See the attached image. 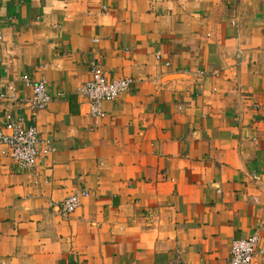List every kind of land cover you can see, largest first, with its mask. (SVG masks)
Returning <instances> with one entry per match:
<instances>
[{
  "label": "crops",
  "instance_id": "0c3cea01",
  "mask_svg": "<svg viewBox=\"0 0 264 264\" xmlns=\"http://www.w3.org/2000/svg\"><path fill=\"white\" fill-rule=\"evenodd\" d=\"M92 62L132 80L96 123ZM7 113L54 152L0 144V264H227L254 234L264 264V0H0Z\"/></svg>",
  "mask_w": 264,
  "mask_h": 264
},
{
  "label": "built area",
  "instance_id": "2783aa9c",
  "mask_svg": "<svg viewBox=\"0 0 264 264\" xmlns=\"http://www.w3.org/2000/svg\"><path fill=\"white\" fill-rule=\"evenodd\" d=\"M95 42L97 40H94ZM131 79H112L107 77L103 66L98 62L90 64V80L80 86L78 93L87 103V117L93 123L104 117L103 102H112L126 93ZM26 83L31 88V98L26 102L31 110H43L50 103L46 80L42 77L38 81ZM0 144L8 147L10 156L20 169H31L41 158H47L54 152L49 139L39 135L33 125H24L19 119H14L10 113L5 114L3 128L0 129ZM85 191L73 193L60 204V212L67 216L74 212ZM258 243L256 234L239 240H234L229 249L227 264H252L253 256Z\"/></svg>",
  "mask_w": 264,
  "mask_h": 264
}]
</instances>
